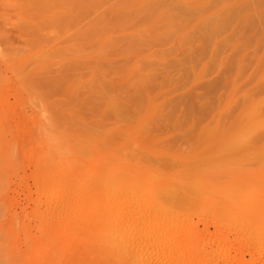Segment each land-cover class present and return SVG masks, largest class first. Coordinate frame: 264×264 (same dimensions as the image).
Listing matches in <instances>:
<instances>
[{
	"label": "rangeland",
	"instance_id": "rangeland-1",
	"mask_svg": "<svg viewBox=\"0 0 264 264\" xmlns=\"http://www.w3.org/2000/svg\"><path fill=\"white\" fill-rule=\"evenodd\" d=\"M196 247L264 259V0H0V264Z\"/></svg>",
	"mask_w": 264,
	"mask_h": 264
},
{
	"label": "bare ground",
	"instance_id": "bare-ground-1",
	"mask_svg": "<svg viewBox=\"0 0 264 264\" xmlns=\"http://www.w3.org/2000/svg\"><path fill=\"white\" fill-rule=\"evenodd\" d=\"M50 202V201H49ZM49 202H48V204H49ZM47 204V205H48ZM51 204V203H50ZM52 204H54V203H52ZM51 204V205H52ZM57 204V203H56ZM55 205V204H54ZM48 207H49V205H48ZM53 207V206H52ZM55 207V206H54ZM120 213V212H119ZM120 215V214H119ZM126 215V214H125ZM124 215V216H125ZM66 214L63 216L64 218H68L69 217V219H70V217L71 216H66ZM126 216H128V215H126ZM126 216H125V219H126ZM59 217H61L60 215H59ZM77 217V216H76ZM79 217V216H78ZM129 217V216H128ZM83 218V217H82ZM115 218V221H118L117 219H119V221H120V218H119V216L117 217V216H115L114 217ZM121 218H122V216H121ZM80 219V218H79ZM84 219V218H83ZM124 219V218H123ZM123 219H121V221L123 220ZM66 220V219H65ZM128 220V219H127ZM125 220V222H127L128 223V221L130 220ZM64 221V220H63ZM84 221H86L85 219H84ZM118 221V222H119ZM120 221V222H121ZM124 221V220H123ZM123 221L121 222V223H119L118 224V222H116V223H114V221H113V224L111 225V226H109L107 229H105L102 233H101V235L100 236H102V234H103V238H104V240L102 239V242H104V243H106V242H108V244L109 243H111V242H115L116 244H120L121 243V237H122V233H124V234H126V233H128V231H127V229H128V227L129 226H127V225H125L126 223H123ZM87 222V221H86ZM130 222V221H129ZM132 222V221H131ZM130 222V223H131ZM127 227V229H125V230H123V228L124 227ZM131 228H133V226H131ZM118 229V233H116L117 234V236H116V234H115V232H116V230ZM120 229V230H119ZM121 231V232H120ZM161 233V232H160ZM158 234H159V232H158ZM158 234H156V235H154V238H153V240L154 241H159L160 240V238H162L163 239V237H160V234L158 235ZM102 238V237H101ZM226 239V238H225ZM225 239H223V240H225ZM227 241V240H226ZM103 244V243H102ZM170 245V244H169ZM168 245V246H169ZM171 246V245H170ZM173 246V245H172ZM170 248V247H169ZM172 248V247H171ZM170 248V249H171ZM164 250V249H163ZM168 250V249H167ZM208 250V249H207ZM206 249H204L203 247L202 248H197L196 247V250H195V252H196V255L195 254H193V255H195V256H193V259H192V262H190V263H188V264H230V259H234V257H230V258H224V256H222L224 259H221L222 261H219L218 260V258L217 257H215V260H214V258H212V257H210L211 256V253H210V251L208 250L207 251ZM170 251V250H169ZM165 252V251H164ZM202 252H203V254H202ZM161 253H162V250H161ZM160 253V251L158 252V254L160 255L161 254ZM166 253V252H165ZM164 253V255H166ZM175 253V252H174ZM163 254V253H162ZM202 254V255H201ZM210 254V256L208 257V255ZM163 255V256H164ZM170 255L171 254H169L168 255V252H167V257H168V259L165 257V259L163 258H157L156 260H154L153 261V264H178L177 263V261L178 260H176V259H178L176 256H175V258H172V257H170ZM172 255H173V253H172ZM161 256V255H160ZM264 257V256H263ZM185 259L187 258V257H184ZM220 259V258H219ZM262 259V258H261ZM261 259H255L253 262H254V264H262V263H264V262H262V261H264V259H262V261H261ZM168 260V261H167ZM183 260V259H182ZM218 260V261H217ZM235 260V259H234ZM232 261V260H231ZM152 262V261H151ZM231 263H233V262H231Z\"/></svg>",
	"mask_w": 264,
	"mask_h": 264
}]
</instances>
